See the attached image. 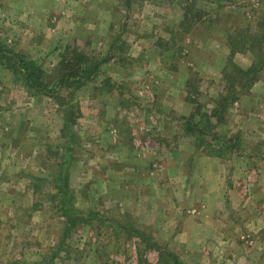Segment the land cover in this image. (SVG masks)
Returning <instances> with one entry per match:
<instances>
[{"label":"rangeland","instance_id":"1","mask_svg":"<svg viewBox=\"0 0 264 264\" xmlns=\"http://www.w3.org/2000/svg\"><path fill=\"white\" fill-rule=\"evenodd\" d=\"M0 50V264H264V0H0Z\"/></svg>","mask_w":264,"mask_h":264},{"label":"trees","instance_id":"2","mask_svg":"<svg viewBox=\"0 0 264 264\" xmlns=\"http://www.w3.org/2000/svg\"><path fill=\"white\" fill-rule=\"evenodd\" d=\"M187 18V15H186ZM2 50H0L1 52ZM12 56H7V55H0V62L3 61L4 59L7 61H10L11 63H13L14 65V70L15 73H17L18 75H20L21 77H23L24 82L29 85L31 88H33L34 90L41 92V88L43 87V85L39 84L38 80L36 79V77H34V72L37 71V67L36 63L34 61H30L27 59H20L18 61H12V59H7V58H11ZM82 65L79 64V66L76 69H71L69 72L70 73H66L65 74V80L64 78L60 80V83H62L63 85H66L69 80L71 79H76L73 80V84H78L81 85L82 84V80H87L89 78H91V76L96 72L98 65L94 66L93 71H86V69H82ZM92 68V67H91ZM77 82V83H76ZM36 84V85H34ZM45 89V88H44ZM187 133L190 134L193 137V134L195 133H205L206 131L200 130L198 128V126H192L189 122H187L185 124ZM66 129H68V125H66L65 127ZM196 131V132H195ZM202 134V135H203ZM195 136V135H194ZM200 139V144H203L202 139L199 137ZM65 169V167H64ZM63 168H60V180L62 182V187L60 188L61 190H63L65 192L64 194V198L61 200L60 205H61V210L64 212L63 216L66 218V220L68 222H66V224L68 223V226L66 229H70L71 227H73L77 221H82L84 220L83 218H79L76 216V211H74V209L71 207L73 199L69 196V176H62L63 172H64ZM63 177V178H61ZM54 199V198H53ZM93 214H90V216L92 217ZM74 216V219H72ZM87 219V217H86ZM141 235V234H140ZM161 253V251H160ZM175 262L172 264H181V262L177 259L174 260Z\"/></svg>","mask_w":264,"mask_h":264}]
</instances>
